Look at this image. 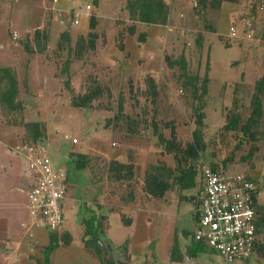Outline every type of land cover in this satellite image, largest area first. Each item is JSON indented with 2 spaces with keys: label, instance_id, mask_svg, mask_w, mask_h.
I'll return each mask as SVG.
<instances>
[{
  "label": "rangeland",
  "instance_id": "374dc122",
  "mask_svg": "<svg viewBox=\"0 0 264 264\" xmlns=\"http://www.w3.org/2000/svg\"><path fill=\"white\" fill-rule=\"evenodd\" d=\"M164 2L165 20L153 25L124 20L117 8V14H113L112 7H124L125 0H58L57 4L68 10L64 14L53 8L52 0H0V66H5L0 70L17 77L21 105L14 111L0 106V216L6 225L24 237L18 224L20 219L28 220L26 192L34 176L13 144L27 140L26 123L41 122V138L51 164L67 176L56 247L46 248L47 235L31 229L33 236L26 237H34L39 243L26 264H98L100 259L103 264H162L172 246L182 256L180 260L186 258L187 263L196 206L191 193H196L198 176L192 189L179 191L173 184L159 198L144 192L143 177L149 164L173 166L171 154L152 134L151 122L165 137L173 128L175 139L184 144L195 127L193 107L197 104H201L204 114V147L198 159L201 165L212 162L221 167L224 161L225 172L248 175L257 181L258 202L264 206V137L254 140L222 129L231 112L241 116L237 126L246 119L253 81L264 73L262 28H250L253 37L243 38L244 25L237 19L233 23L237 28L235 37L230 38L228 27L233 18L229 9L239 5L243 19L245 12L259 3L264 11V0ZM85 3L89 10H85ZM91 14L105 17L95 19L94 31L106 35L102 44L100 37L96 39L95 48L102 45L108 52L96 55L94 48L82 58H71L65 72L68 49H77L74 34H86V16ZM73 17L78 23H72ZM130 24L135 33L132 39L137 41L141 35L145 39L136 54L142 57V65L150 67L154 94L148 78L135 74L138 67L130 64V52L127 58L110 47L111 34L115 40L119 38L117 32L125 37ZM37 27L47 33V46L31 50L30 36ZM132 39L128 50L135 44ZM203 85L204 94L196 100L192 90L196 87L199 92ZM95 86L102 87L97 99L86 107L72 105V93H84ZM119 103L122 117L115 119ZM129 115L138 116L139 128L133 134L124 131ZM168 121L172 126H166ZM66 135L70 140H65ZM73 137L80 143H72ZM139 146L148 147L139 153ZM75 150L83 153L84 168L75 166ZM111 158L132 162V176L113 180L107 169ZM122 220L129 221L128 227L122 225ZM8 238L6 242L12 243ZM260 241L258 250L232 264H264V247H260L264 246V235ZM99 242L110 247L111 256ZM7 252L2 264H15L19 250ZM193 259L189 264H231L206 245Z\"/></svg>",
  "mask_w": 264,
  "mask_h": 264
},
{
  "label": "trees",
  "instance_id": "16d2710c",
  "mask_svg": "<svg viewBox=\"0 0 264 264\" xmlns=\"http://www.w3.org/2000/svg\"><path fill=\"white\" fill-rule=\"evenodd\" d=\"M204 1V0H200ZM208 1V0H205ZM223 1V0H217ZM231 3H237L238 0H225ZM124 8L127 10L128 15L130 18L135 19L144 24H156V23H163L164 18V8L165 2L164 0H126ZM255 5L250 8V14L254 13ZM87 26L89 27L87 33L83 35H78L74 44L76 48H73L71 51L68 49L67 59H65L63 63V71L65 72L68 70V65L70 63L71 58L78 59L82 58V54L93 51L95 48L96 42V34L94 29L96 28V20L95 16L91 14L87 17ZM263 28L261 30V36L264 39V21H263ZM126 28V32L132 33L134 27L133 24H130ZM117 38L119 40L118 46L123 48V44L120 40L123 38L122 32H118ZM42 37V38H41ZM63 37V35H62ZM143 36H139L142 39ZM30 38H32V47L31 50H41L46 48L47 44V33L43 30H39V28L35 29ZM41 40V41H40ZM30 50V51H31ZM206 65V64H205ZM147 81L150 85V91L154 94V88L156 87L152 79L148 77ZM254 86L252 88L251 95L249 97L248 107H249V115L246 119L237 126L241 116L238 113L231 112V114L226 117L225 123L222 125V129L225 131H233L239 132L244 137L250 139H256L257 137H264V73L258 75L254 81ZM65 87H68V80L65 81ZM102 87L95 86V88H91L86 90L84 93H72L71 94V103L77 107H86L90 104L91 100L97 99L98 96L101 94ZM205 86L203 85L200 88L199 92H196V87L192 90V96L197 100V98L202 97L204 94ZM18 94V86H17V79L15 75L9 71L6 72L5 69L0 70V106L5 108L7 111H14L20 109L21 105L19 100L17 99ZM121 101V99H119ZM201 104H197L193 107V112L196 114L195 117V127L191 130V138L184 144L180 141L175 139L174 129L172 128L168 133V137H165L163 133L158 132L156 129V123L154 121L151 122L152 125V134L156 137V140L163 145V150L166 153L171 154V159L173 161V166L166 165L162 162L158 164H149L147 169L144 171L145 176L143 177V190L146 194L153 198H159L163 195L164 191L167 190L173 184L177 186L179 191H188V189H192L195 186V178H197V190L193 196V199L196 203L194 214H193V222L194 225L198 219V213L196 211L198 203V192L200 189L201 183V169L204 164L201 165L200 158L201 152L203 150L204 144L201 140V129H202V118H204V114L201 111ZM121 104H118V113L115 115V119H121L122 117V110ZM126 117V116H125ZM138 116L129 115L126 117L124 131L129 134L136 133L139 128V122L137 119ZM165 124V123H164ZM41 122H29L24 125L28 136L25 137L27 142H37L39 140L43 141L42 131L40 130ZM172 126L171 122L168 121L166 126ZM260 126L259 129L257 127ZM262 126V127H261ZM24 138V139H25ZM72 153V152H70ZM77 155L75 159V166L77 168H84L85 162H83L82 156L83 154L80 152H74ZM199 161V162H198ZM225 162L221 163V167L216 165L215 163H209L207 166L214 170H222L224 171ZM132 162H118L114 159H110L108 161L107 169L110 175H112L113 180H126L132 176ZM246 176V175H245ZM248 177V175H247ZM250 178V177H248ZM252 179V178H251ZM257 182V181H256ZM259 192V190H258ZM253 202V210L255 213V224L260 228L264 226V206L258 202V195H253L252 197ZM122 224L124 226L129 225L128 220H122ZM192 232V230H191ZM56 233V232H55ZM53 231L47 233L48 242L46 248L52 249L56 247L57 241V234ZM184 235H188L189 232L183 231ZM193 233V232H192ZM192 235V234H191ZM190 235V248L187 254L193 256L201 251V248L204 246L203 242L199 240H193L192 236ZM64 240L68 241V237H64ZM195 241V242H194ZM65 242V241H64ZM261 241H255L253 245V249H259V243ZM194 243V244H193ZM264 247V246H260ZM178 251L176 250L175 246H172L170 250L169 257L171 260L178 259L177 257Z\"/></svg>",
  "mask_w": 264,
  "mask_h": 264
},
{
  "label": "built area",
  "instance_id": "2783aa9c",
  "mask_svg": "<svg viewBox=\"0 0 264 264\" xmlns=\"http://www.w3.org/2000/svg\"><path fill=\"white\" fill-rule=\"evenodd\" d=\"M84 8L89 10L90 6L86 4ZM235 29L236 25L231 21L230 38L235 37ZM12 34L15 36L14 32ZM245 38L250 39V34L246 33ZM65 140H70V136L66 135ZM71 141L80 143L75 137ZM13 149L24 156L27 168L34 176L26 192L28 220L19 224L26 229L27 237L33 236L31 229L55 233L62 222L67 176L64 171L53 167L43 141L19 140L13 144ZM201 173L196 208L198 219L191 235L193 240L203 242L227 263L248 258L255 241L264 235V226L260 228L255 224L252 207V197L258 195L257 182L242 174L214 171L207 165L202 166Z\"/></svg>",
  "mask_w": 264,
  "mask_h": 264
},
{
  "label": "crops",
  "instance_id": "0c3cea01",
  "mask_svg": "<svg viewBox=\"0 0 264 264\" xmlns=\"http://www.w3.org/2000/svg\"><path fill=\"white\" fill-rule=\"evenodd\" d=\"M225 0H223V1H220V4L222 3V2H224ZM50 2V1H49ZM57 2H58V0H56L55 1V3H53L52 4V6H53V8L56 10H59L61 13H67V9H66V6L65 5H59V4H57ZM229 2V1H228ZM125 3H126V0H125ZM87 3H85L84 4V6L86 5ZM119 5H120V8H119ZM51 6V7H52ZM115 6V7H114ZM113 7H112V9H113V11H114V13L113 14H117L116 13V8L118 9L117 10V12L118 13H120V15L122 16V18L124 19V20H130L131 22L133 21H136L135 19H133V18H130L129 17V15H128V12H127V10L124 8V7H122L121 8V4H116V5H114ZM241 7L238 5V7H235V8H230L229 10H230V15H232V23H234L235 24V22L234 21H236L237 19L239 20V21H242V24L244 25L243 26V28L244 29H242V31L244 32V37L243 38H245V34L246 33H249L250 34V36L251 37H253V35L250 33V28H252V27H255V26H258V28H263V26H262V24L261 23H263V21H264V14H263V8H262V6L260 5V3L259 4H257V6L255 5V9H254V13L253 14H250V11L248 12V11H246L245 12V16H244V18L243 19H240V11H241ZM126 10V11H125ZM125 12H126V16L124 15L125 14ZM256 12H258L257 14H256ZM261 14H263L262 15V17H260L261 16ZM86 16V15H85ZM86 17H88V16H86ZM97 17H99V18H105L104 16H95V19H98ZM113 17V16H112ZM74 19H76V17H73L72 18V23H74L73 22V20ZM261 19V20H260ZM77 20V19H76ZM139 22V21H138ZM76 23H78V20H77V22ZM76 23H74V24H76ZM113 23V22H112ZM115 23V22H114ZM113 23V24H114ZM231 23V22H230ZM229 23V24H230ZM88 24V23H87ZM112 24V25H113ZM142 24H144V23H142ZM157 25H161V23H156ZM156 24H153V25H156ZM38 28V27H37ZM36 28V29H37ZM228 29H229V27H228ZM237 29V28H236ZM236 29H235V34H236ZM249 29V30H248ZM88 31V30H87ZM87 31H86V33H87ZM97 31V30H96ZM14 31H12L11 33H13ZM15 33V32H14ZM118 33V32H117ZM81 35L82 33H76V34H74L76 37L78 36V35ZM95 34H96V39H98V37H100V44H102V41L106 38V35L103 33V31H100V33L99 34H97L96 32H95ZM16 35V34H15ZM133 35H135V33H134V31H133V33H126L125 34V37H123V39L121 40V43L122 44H125V45H123V48H120L119 46H118V44H119V40H115V38L116 37H113L114 35L113 34H111V40H110V43H111V46L110 47H112V48H115L116 50H118V51H120V52H122V53H125L124 54V56L125 57H127L128 58V52H130V54H129V56H130V58H128L129 59V62H130V64H134L136 67H138V71L136 70V73L135 74H137V76L138 77H140L139 75H142V78H144V79H147L148 77H150L151 79H152V82H154L153 81V78L151 77V73H150V67L149 66H146V65H142V61H141V56H139V55H137L136 54V49H140L139 48V46L144 42V38H143V40L142 39H139V40H135V39H132V37H133ZM140 35V34H139ZM142 36V35H141ZM138 38V37H137ZM136 38V39H137ZM129 39H132V41L134 40V42H135V44L133 45H131L130 46V49L131 50H128V44H129ZM131 41V42H132ZM107 45V44H106ZM96 47V46H95ZM105 48H104V46H99V47H97V48H95V54L96 55H104L105 53H107L106 52V50H104ZM135 49V50H134ZM99 52V53H98ZM136 56V57H135ZM132 58H134V60L133 61H131L132 60ZM141 64V65H140ZM1 67H5L4 65H1L0 66V68ZM24 69V68H23ZM22 69V70H23ZM24 70H27L26 68L24 69ZM16 79H17V77H16ZM130 80V78L129 79H127V82H128V84H130L131 82L129 81ZM154 84V83H153ZM146 139V138H145ZM148 147V146H147ZM146 147V148H147ZM136 148V147H135ZM146 148H143L142 146H139V147H137V150H138V152L139 153H141L140 152V150L142 149V150H145ZM148 151V150H147ZM146 151V152H147ZM73 152H80V151H77V150H75V151H73ZM80 153H82V152H80ZM83 154V153H82ZM143 155V154H142ZM115 160V159H114ZM117 160V159H116ZM118 162H122L123 163V161H119V160H117ZM155 164V163H154ZM21 220H23V219H20L19 221L21 222ZM123 225V224H122ZM18 226H20L22 229H23V232L25 233V235H24V237L23 238H21V237H19L18 235H16V233H15V229H13V227H10L9 225H6V223H5V220L4 219H2L1 218V216H0V264H2V262H4L5 261V259L7 258V255L8 254H6V250H8V252L10 251V252H12L13 250H16V249H18L19 250V253H18V256H19V259L15 262V264H26L27 262H29L30 261V259H31V254H32V249L39 243V241H37V240H34V237H33V239H30V238H27L26 237V229L25 228H23L21 225H19L18 224ZM124 226V225H123ZM128 227V226H127ZM35 231H37V232H44L46 235H47V232H45L44 230H35ZM33 234L35 235V233H34V231H33ZM11 237V240H12V243L11 242H6L7 241V239H9L8 237ZM36 236V235H35ZM48 236V235H47ZM34 240V241H33ZM13 248H15V249H13ZM112 248V247H111ZM189 248H190V240H189V245H188V247H187V249H186V255H187V258H188V260H187V263L185 262V260H186V258H185V260L184 259H182V260H180V254L178 253V255H177V257L179 258V260L178 259H173V260H171V258L168 256L167 257V261H164V262H162V264H189L190 263V261L191 260H194L193 258L195 257V255H193V256H189L188 254H187V252L189 251ZM7 252V253H8ZM86 253V252H85ZM91 257H92V254L90 255ZM182 257V256H181ZM20 260H22V261H20ZM19 261H20V263H19ZM98 264H103V260L102 259H100V261L98 262Z\"/></svg>",
  "mask_w": 264,
  "mask_h": 264
},
{
  "label": "water",
  "instance_id": "95a60500",
  "mask_svg": "<svg viewBox=\"0 0 264 264\" xmlns=\"http://www.w3.org/2000/svg\"><path fill=\"white\" fill-rule=\"evenodd\" d=\"M100 246L102 247L103 250H105L106 252H108L109 256H111L110 253V247L108 245L103 244L102 242H99Z\"/></svg>",
  "mask_w": 264,
  "mask_h": 264
}]
</instances>
